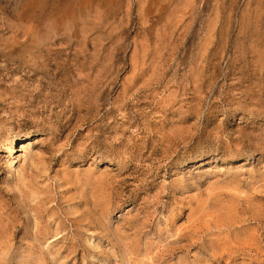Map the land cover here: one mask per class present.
<instances>
[{"label": "rangeland", "instance_id": "374dc122", "mask_svg": "<svg viewBox=\"0 0 264 264\" xmlns=\"http://www.w3.org/2000/svg\"><path fill=\"white\" fill-rule=\"evenodd\" d=\"M0 264H264V0H0Z\"/></svg>", "mask_w": 264, "mask_h": 264}, {"label": "bare ground", "instance_id": "6f19581e", "mask_svg": "<svg viewBox=\"0 0 264 264\" xmlns=\"http://www.w3.org/2000/svg\"><path fill=\"white\" fill-rule=\"evenodd\" d=\"M12 150V149H11ZM94 201V200H93Z\"/></svg>", "mask_w": 264, "mask_h": 264}]
</instances>
